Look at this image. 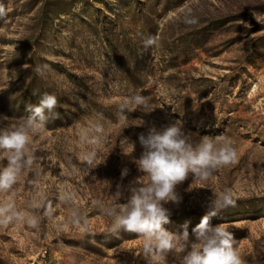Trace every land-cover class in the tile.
Wrapping results in <instances>:
<instances>
[{
  "label": "rangeland",
  "instance_id": "374dc122",
  "mask_svg": "<svg viewBox=\"0 0 264 264\" xmlns=\"http://www.w3.org/2000/svg\"><path fill=\"white\" fill-rule=\"evenodd\" d=\"M0 115L26 117L47 92L57 119L35 133L34 157L14 187L0 193L18 219L0 223V264H147L143 238L109 232L100 205L140 177L138 136L179 121L192 140L228 137L234 164L206 181L177 185L164 227L191 233L209 199L226 188L235 207L210 219L232 232L244 264H264V0H0ZM187 16L195 24L185 23ZM158 36L146 51L142 39ZM40 68L43 74H38ZM148 107L118 117L124 98ZM104 126L89 166L80 132ZM6 163L0 158V167ZM127 169V175H121ZM144 182L147 178L144 177ZM128 193L125 191L124 195ZM120 202H123L121 200ZM173 257L169 255V264Z\"/></svg>",
  "mask_w": 264,
  "mask_h": 264
},
{
  "label": "clouds",
  "instance_id": "9594fccd",
  "mask_svg": "<svg viewBox=\"0 0 264 264\" xmlns=\"http://www.w3.org/2000/svg\"><path fill=\"white\" fill-rule=\"evenodd\" d=\"M5 15L6 11L0 5V18ZM185 23L195 24L196 20L187 16ZM158 39L153 35L144 37L143 49L146 51L157 45ZM37 72L43 74L40 68ZM57 105V97L45 92L37 104L27 106L28 115L19 122L4 124L7 117L0 115V158L6 161L0 167V193L10 191L20 174L33 165L34 157L28 147L31 138L45 129L49 119L59 118L55 111ZM141 107H148L146 97L140 94L126 97L119 105L118 117L125 120L127 113ZM106 138L105 128L100 123L81 130V144L91 146L83 156L89 166L94 165L99 147ZM138 140L143 150L134 163L142 175L130 182L126 189L117 185L114 202L100 205L101 211L111 219L109 232L118 235L120 231H126L143 238L142 255L147 264H169V255L174 258L172 264H244L228 226L210 224V219L221 210L236 206L230 188L212 195L210 210L191 233L187 224L181 232L164 227L170 223L171 215L164 205L169 202L179 204L182 199L176 191L177 185L190 176L193 181H206L219 168L236 162L237 152L230 139L223 135H204L194 142L191 132L181 122L170 121L159 128L155 125L149 127L146 134H139ZM127 172V169L122 170V177ZM19 217L11 202L0 204V223L6 224Z\"/></svg>",
  "mask_w": 264,
  "mask_h": 264
}]
</instances>
